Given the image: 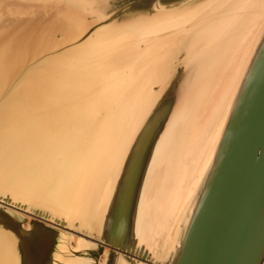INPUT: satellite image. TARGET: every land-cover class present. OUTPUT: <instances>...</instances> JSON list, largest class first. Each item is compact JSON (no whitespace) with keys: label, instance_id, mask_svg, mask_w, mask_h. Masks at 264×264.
<instances>
[{"label":"bare ground","instance_id":"bare-ground-1","mask_svg":"<svg viewBox=\"0 0 264 264\" xmlns=\"http://www.w3.org/2000/svg\"><path fill=\"white\" fill-rule=\"evenodd\" d=\"M41 1L0 0V195L36 203L49 219L100 238L134 140L160 99L174 93L173 114L142 177L132 241L153 262L176 264L263 33L264 0H236L219 18L185 5L149 20L137 14L111 22L93 41L61 48L30 42L118 0H69L74 7L33 36L40 12H51ZM19 9L30 16L23 24L34 31L29 37L13 26ZM179 23L192 25L184 36L154 35ZM13 246L0 230V264H15ZM95 248L65 233L56 262L94 264L72 254ZM116 264L143 263L118 256Z\"/></svg>","mask_w":264,"mask_h":264},{"label":"water","instance_id":"water-1","mask_svg":"<svg viewBox=\"0 0 264 264\" xmlns=\"http://www.w3.org/2000/svg\"><path fill=\"white\" fill-rule=\"evenodd\" d=\"M180 1L183 0L104 1L90 12H79L76 17L79 21L83 19V24L61 26L55 23L44 38L30 44L59 48L79 45L95 40L100 32L109 31L111 22L135 19L137 14L149 20L161 13H172L183 5L195 6L194 13L200 16L208 10L211 16L219 18L236 0H216L218 5L214 2L209 6L207 0L174 4ZM202 3L205 7L197 9ZM40 4L51 12H40L41 23L35 25V33L30 32V26L23 25L30 17L26 10L12 13L13 26L20 33L29 31L27 37L30 33L38 36L44 23L59 19L64 8L74 7L69 0H45L36 5ZM199 18L197 15L194 24ZM191 26L168 25L154 35L181 37ZM148 42L145 40L144 44ZM42 57L37 56L38 59ZM160 100L163 101L154 107L133 142L100 238L69 227L67 221L49 219V213L43 208L35 210L19 200L14 204L12 196L0 195V230L13 239L15 264H57L56 255L65 233L96 245L95 249L72 254L91 259L94 264H103L105 256L106 264H116L118 256L143 264H157L144 249L134 245L132 230L142 177L176 104L174 93ZM176 264H264V30L239 86Z\"/></svg>","mask_w":264,"mask_h":264},{"label":"rangeland","instance_id":"rangeland-1","mask_svg":"<svg viewBox=\"0 0 264 264\" xmlns=\"http://www.w3.org/2000/svg\"><path fill=\"white\" fill-rule=\"evenodd\" d=\"M169 33H172V31L169 32ZM163 34H168V33H163ZM26 203H27L28 206L32 207L35 210H41L40 207H38L36 203H33V202H31V203L30 202H26Z\"/></svg>","mask_w":264,"mask_h":264}]
</instances>
